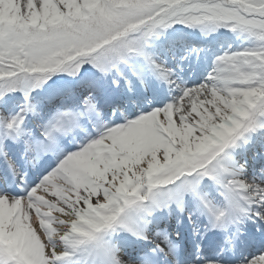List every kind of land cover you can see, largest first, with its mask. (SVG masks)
Here are the masks:
<instances>
[{
	"label": "snow or ice",
	"instance_id": "1",
	"mask_svg": "<svg viewBox=\"0 0 264 264\" xmlns=\"http://www.w3.org/2000/svg\"><path fill=\"white\" fill-rule=\"evenodd\" d=\"M0 264H264V0H0Z\"/></svg>",
	"mask_w": 264,
	"mask_h": 264
}]
</instances>
